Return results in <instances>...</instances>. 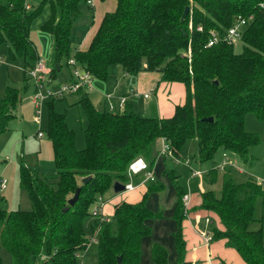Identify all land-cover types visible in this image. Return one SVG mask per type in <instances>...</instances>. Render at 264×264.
<instances>
[{"label": "trees", "instance_id": "1", "mask_svg": "<svg viewBox=\"0 0 264 264\" xmlns=\"http://www.w3.org/2000/svg\"><path fill=\"white\" fill-rule=\"evenodd\" d=\"M43 1L51 7L41 30L53 41V79L64 66L69 67L70 58L100 80L107 79L111 66L121 65L126 72H158L164 81L184 84L185 101L175 106L172 116L160 117L126 107L123 111L97 109L81 90L73 94L79 95L75 104L81 106L87 120L85 145L79 149L65 114L52 106L58 98L47 100V136L56 178L50 180L21 164L19 183L32 209L0 206V242L10 255V264H78L90 242L86 235L89 224L96 237L99 264H141L142 241L151 233L146 221L162 217V212L147 207L146 200L163 185L147 181L140 201L116 204L112 218L106 221L93 214L101 208L98 198L103 199L114 181H129L128 168L135 159L143 158L153 166L162 139L172 154L163 157L185 165L190 164L181 150L191 139L197 141L195 159L201 163L213 162L219 151L237 154L242 161L249 159L250 148L259 137L245 129V115L254 113L264 120V0H114V10L104 13L85 50L77 49L80 40L74 36V23L82 17V1L93 11L94 7L88 0ZM27 6L28 0H0V44H7L12 59H23L25 73L39 57L30 32L40 6ZM186 6L189 12L182 17ZM250 16L238 39L242 50L235 52L234 42L228 43L224 37L236 18ZM211 31L218 38L207 46ZM18 101L17 89L8 86L0 97V135L15 117ZM208 117L212 121L204 120ZM227 172L223 173L221 194L201 192L196 208L212 211L223 226L211 230V241L224 239L246 264H264L263 227H250L257 220L255 207L264 193L262 187L253 179L238 184ZM217 174L213 167L206 173L212 177L210 182ZM87 176L90 180L83 183ZM176 187L173 217L178 226L174 233L178 258L172 264H186L182 234L186 191ZM77 188L79 196L69 205ZM259 221L264 224V217ZM151 255L154 264H171L160 243L152 244Z\"/></svg>", "mask_w": 264, "mask_h": 264}, {"label": "rangeland", "instance_id": "2", "mask_svg": "<svg viewBox=\"0 0 264 264\" xmlns=\"http://www.w3.org/2000/svg\"><path fill=\"white\" fill-rule=\"evenodd\" d=\"M28 4L32 9L40 6V14L31 25L30 39L36 47L39 57L44 59L48 67H53V41L48 34L41 30V25L50 17L51 7L49 2L43 0H28ZM79 8L82 11V17L74 23L73 30L77 41L82 40L87 30L92 26L94 15V11L83 1L80 3ZM233 47L235 52H241L243 43L240 40H236ZM0 60V97L5 94L8 86L17 89L19 93L15 117L8 122L6 132L0 135V177L7 179L6 188L0 191V206H4L7 210H31L32 204L29 196L20 187L19 168L23 163L30 168L36 169L50 180H55L56 170L53 161L52 145L47 136L49 108L48 104H44L40 122L35 121L34 107L31 103L34 84L27 72H24L23 59L21 57L12 59L9 56L7 44L3 43L0 44ZM68 77L69 68L64 66L58 72L56 83L66 82L68 81ZM77 98L78 95H67L62 99L53 101L52 106L55 111L65 114L68 126L74 129L76 147L82 149L85 145L84 129L87 125V120L81 106L75 104ZM50 101L52 100L49 99ZM92 104L94 105V103ZM94 106L100 109V107H97L98 102H95ZM244 121L245 129L256 134L259 137V142L250 148V156L247 161H242L237 154L228 152L231 159H237V165L244 170V172L239 173L235 171V168L230 167V170L227 172L229 174L228 177L238 184H244L249 179H264V120H259L254 113H247ZM39 132L42 133L41 136H38ZM197 146L195 139L188 140L181 150V155L185 158L186 162H190L193 170L208 171L218 162L219 155L222 152L219 151L215 155L213 162H204L199 166L200 162L195 159ZM153 172L156 180L164 185V190L148 195L146 205L148 204L149 206L155 205L156 207L159 203V198H164L166 191H168V198H172L176 194L175 185L181 186L186 193L192 192L196 196L200 195V192L209 190L219 196L222 191L223 173H218L211 183L207 182L206 176H201L191 181L190 170L184 165L176 164L173 158H166L164 161L160 158L156 159L153 165ZM170 173L176 179L172 180ZM209 179H212V177ZM139 180L141 183L147 184L146 180L142 178ZM106 199L107 197L104 201ZM150 210L154 213L159 211V209L157 211ZM172 211H175V209L173 208ZM262 215L264 216V193L257 198L255 207V218L257 220L250 224L251 229L258 230L261 227L264 229V224L259 221ZM205 217L211 221V227H209L210 233L212 229L221 228V223L216 214H209ZM148 224L150 229H152V223L149 222ZM86 235L90 242L79 259L78 264H99L97 245L90 240L94 235H92L89 224L86 228ZM237 257L238 262H244L240 256ZM0 258L3 264H10V255L4 249L1 242Z\"/></svg>", "mask_w": 264, "mask_h": 264}, {"label": "crops", "instance_id": "3", "mask_svg": "<svg viewBox=\"0 0 264 264\" xmlns=\"http://www.w3.org/2000/svg\"><path fill=\"white\" fill-rule=\"evenodd\" d=\"M91 5L94 7L93 23L92 26L87 30L85 36L79 41L77 49L85 50L93 35L95 34L98 25L107 11H112L115 8L114 0H89ZM30 7V6H29ZM68 67V66H67ZM52 68V67H50ZM69 68V77L71 78ZM58 77V76H57ZM56 77V79H57ZM55 79V81H56ZM81 94H86L89 100L94 103L98 102V106L101 109H106L111 103L115 110L118 108V101L120 97L125 96L126 105L125 107L129 110H134L141 114L150 115L155 112L160 117H170L174 113L176 105H181L185 101V87L180 82H167L161 78V74L158 72H126L121 65H113L109 69V74L106 80L93 79L92 88L82 90ZM148 94L147 97L145 95ZM73 95V94H72ZM67 96V95H66ZM79 96V95H78ZM65 97V96H64ZM59 99V98H58ZM78 99V98H77ZM76 99V100H77ZM75 100V101H76ZM99 109V108H98ZM158 151L160 149L156 148ZM156 150V153L158 151ZM163 159L170 157H158L157 159ZM172 159V158H171ZM221 159L219 155L218 161ZM236 163L237 159L233 158ZM176 162V161H175ZM178 162H176L177 164ZM188 168L192 165H185L184 163H178ZM203 163H199L201 166ZM154 165V164H153ZM194 166V165H193ZM153 169V166H151ZM236 172H244L243 169L235 170ZM39 172V171H38ZM224 172H227L224 171ZM218 171V173H224ZM171 179L175 177L170 173ZM203 176V175H202ZM206 176L207 182L211 183L208 179L211 178ZM217 176V175H216ZM215 176V178H216ZM143 179V173L134 175L132 183H134L133 189L124 190L121 192H114L112 185L107 191L103 199H101V208H99V221H106L112 218L114 206L122 201L135 203L141 200L147 187L145 183H141L139 179ZM199 177H191L190 180L198 179ZM214 178V179H215ZM176 179V178H175ZM155 181L159 183V181ZM177 181V180H176ZM113 184V183H112ZM160 184V183H159ZM163 185V184H162ZM176 194L172 198H168V191H166L164 198H159V203L155 205H148L153 211L162 212L161 218L148 219L146 223H152L153 228L151 229L150 235L146 236L141 245V264H154L151 255V248L154 242L163 245L168 252L169 263L176 262L178 255L175 246L174 233L177 231V223L173 219V208L176 206V199L178 190L176 188ZM164 190V185L161 189L153 191L151 193H157ZM201 193V192H200ZM199 193V194H200ZM189 199L186 204L187 214L185 219L182 220V234L186 242L185 261L186 264H246L245 262L240 263L237 260L239 254L233 249L226 245L224 239L216 241L206 242L202 237L203 231L210 233L209 227H211V221L206 224V215L214 214L212 211L196 208L201 202V196L193 195L192 192H188ZM107 197L106 201L104 199ZM196 197V198H195ZM262 217H264L262 215ZM149 225V224H148ZM159 226V227H157ZM156 227V228H155ZM223 226L221 224V228ZM264 230V229H263ZM264 234V232H263ZM211 235V233H210ZM242 259V258H241ZM243 260V259H242ZM244 261V260H243Z\"/></svg>", "mask_w": 264, "mask_h": 264}, {"label": "built area", "instance_id": "4", "mask_svg": "<svg viewBox=\"0 0 264 264\" xmlns=\"http://www.w3.org/2000/svg\"><path fill=\"white\" fill-rule=\"evenodd\" d=\"M89 3L91 1L88 0ZM29 8V6H27ZM251 18V16L247 19L238 17L235 19L234 24L228 28L227 33L224 37L228 43H233L241 37L242 29L246 25L247 21ZM198 30H201V26L197 27ZM211 36L207 42V46L213 45L217 41V34L215 31L210 32ZM1 62V60H0ZM68 65L71 68V78L63 83H56L55 79H53L51 74V68L47 66L46 62L43 58L38 57L35 64L27 70V74L29 78L33 81L34 84V93L31 97V103L34 107L35 112V121L40 122L41 114L43 111L44 104L47 100L53 98H61L66 95L76 94L81 90L92 88L93 77L91 73L85 69L80 68L74 58H70L68 60ZM148 94L145 95L147 97ZM126 97H120L118 101V111H123L126 105ZM110 111H115V107L110 103L107 107ZM42 133L39 132L38 136H41ZM158 157H163L164 155L171 156V151L169 145L165 143V140L162 139L160 141V149L158 151ZM176 162L178 160L174 159ZM235 168L236 170H241V168L237 165L234 159H231L230 155L227 151H223L221 153V159L213 166L214 169L224 172L228 168ZM139 173H143V179L146 181H154V172L152 167L143 159L137 158L132 161L128 168V176L129 181L124 183L126 190L133 189L134 185L132 183V178L134 175ZM207 171H199L192 170L191 177H201L203 174H206ZM258 185L262 187L264 192V179H256L255 180ZM7 186V179L5 177H0V191L4 190ZM183 202L186 207V204L189 199L188 193L183 195ZM101 201V198H98ZM94 215H98L99 211H93ZM209 223V220L206 219V224ZM202 237L206 242L211 241L210 233H206L203 231ZM91 241L95 242L96 237H92Z\"/></svg>", "mask_w": 264, "mask_h": 264}, {"label": "water", "instance_id": "5", "mask_svg": "<svg viewBox=\"0 0 264 264\" xmlns=\"http://www.w3.org/2000/svg\"><path fill=\"white\" fill-rule=\"evenodd\" d=\"M189 9H190L189 6L185 7L183 14H182V17H184L189 12ZM204 120L212 121V117L204 118ZM89 180H90V177L87 176V177L82 179V182L87 183ZM112 188H113L114 192H121V191L126 190L124 183H121L119 181H114L112 184ZM79 192H80V189L77 188L74 195L68 200L69 205H73L76 202V200L79 196ZM120 261H121V257H118V262H120Z\"/></svg>", "mask_w": 264, "mask_h": 264}]
</instances>
